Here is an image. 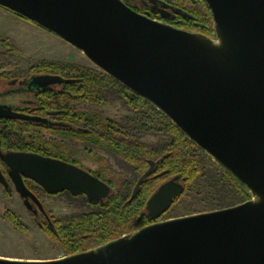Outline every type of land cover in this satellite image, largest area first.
Wrapping results in <instances>:
<instances>
[{
  "label": "water",
  "instance_id": "95a60500",
  "mask_svg": "<svg viewBox=\"0 0 264 264\" xmlns=\"http://www.w3.org/2000/svg\"><path fill=\"white\" fill-rule=\"evenodd\" d=\"M204 1L214 36L151 19L125 0H0L150 101L251 195L145 225L88 250L46 259L0 256V264H264V0ZM0 117L29 118L1 105ZM0 159L25 205L31 210L32 198L50 224L25 177L49 194L68 190L94 202L111 193L107 182L57 158L0 147ZM150 163L130 200L152 173ZM180 178L165 181L148 199L153 218L184 193ZM0 183L11 190L1 168Z\"/></svg>",
  "mask_w": 264,
  "mask_h": 264
},
{
  "label": "trees",
  "instance_id": "16d2710c",
  "mask_svg": "<svg viewBox=\"0 0 264 264\" xmlns=\"http://www.w3.org/2000/svg\"><path fill=\"white\" fill-rule=\"evenodd\" d=\"M198 20L204 25L203 29H198L199 32L212 36L214 21L208 7L207 13L200 15ZM44 62L47 70L57 71L63 78L69 79L65 85L67 94H63L65 104L74 99L96 105L105 104L109 100H120L130 111V114L125 116L123 131L112 129L114 122L112 118H107L106 122L97 114L96 119L102 120V129L95 130L94 142L95 144H127V153L117 152V155L124 162V167L134 172V176L112 172L102 177L112 188L110 195L101 201L92 202L85 194L73 195L68 190L58 192L56 196L66 194L70 203L81 210L59 216L47 212L52 224L43 229L61 248L64 255L94 248L141 228L143 223L139 221L140 211L160 180L151 186L150 190L144 185L133 200H130L131 193L137 176L147 167L145 159L149 156H159L165 151H170L167 160L171 168L170 173L181 175L185 180L186 189L177 201L189 194V191L195 189L197 185L209 187L211 191L209 197L214 200L211 202L217 208L234 205L250 198L248 188L228 170L222 166L210 170L207 166L210 156L146 98L129 91L98 68L64 61ZM60 104L57 103L55 107H60ZM144 134L166 136L168 139L161 143H151L141 139V135ZM10 140L11 133L0 130V142ZM0 147L3 151L26 149L22 144H0ZM137 152L143 154L139 160ZM132 153L135 154L134 161L131 159ZM0 164H2L1 160ZM25 181L32 191L39 195L45 193V190L32 179ZM5 194L9 196L7 191ZM8 217L15 225L27 228L11 209H8Z\"/></svg>",
  "mask_w": 264,
  "mask_h": 264
},
{
  "label": "flooded vegetation",
  "instance_id": "af4514ba",
  "mask_svg": "<svg viewBox=\"0 0 264 264\" xmlns=\"http://www.w3.org/2000/svg\"><path fill=\"white\" fill-rule=\"evenodd\" d=\"M125 1L137 12L174 27L197 32H199L198 29L204 28L203 23L198 20L203 9L207 12L208 6L204 0ZM0 17L7 22L4 28L0 27V105L9 108L15 113L29 117H0V130L11 133V140L0 142V144H22L26 149L16 151L36 152L75 164L96 175L101 180H103L102 177L106 174L108 175L112 172H120L133 177L134 172L127 170L124 167V162L117 155V152L127 153V144H95L94 142L95 130L102 129V120L96 119L97 114L103 117V120L106 122L107 118L111 117L103 113L102 110L81 107L83 104H87L88 106L96 105L88 101L70 100L67 98L71 102L65 104L63 94H67L65 93L67 92L65 85L69 82V79L63 78L57 71L47 70V65L44 62L62 60L46 57L36 58L30 55L27 52L26 43L22 40L21 35H19L20 29L17 31V26L22 27L23 23L35 29L45 28L1 5ZM48 75L58 77L59 80L44 81V77ZM57 103H61L60 107H55ZM125 116H121L120 119L112 118L114 120L112 124L113 130L119 129L123 131L126 122ZM144 135H141L142 140ZM137 154L138 160L142 158V153L137 152ZM151 154L154 153L151 152ZM169 156L170 151H165L159 156L147 157L145 159L147 167L136 178L137 181L151 166L150 161L154 162L153 171L144 180L141 188L145 185L147 190H150L151 186H154L159 180L160 183L149 195L144 207L140 211L139 221L143 223L141 227L160 220L190 214V212L182 214L174 209L175 206L179 205L180 201L177 200L182 194L175 199L169 209L156 218L150 215L146 207L148 199L157 188L176 175L170 173L171 168L167 163ZM134 158L135 154L132 153L131 159L133 161L135 160ZM88 163L94 165L90 166ZM107 166H109L108 170ZM0 168L9 181L11 190L7 191L1 183L0 186L4 194L6 191L9 193V196H6V194L5 196L10 198L16 190L7 172L8 167L3 161L0 164ZM28 179L24 178V180ZM180 179L185 185V180L182 177ZM33 192L42 201L45 211L49 213L50 210L45 206L42 195H39L35 191ZM45 193L48 196L55 197L57 194H49L46 191ZM20 199L32 215L33 220L41 228L50 225L47 215L38 208L37 203L32 198H29L31 210L25 205L24 199L21 196ZM50 215H53L52 212H50Z\"/></svg>",
  "mask_w": 264,
  "mask_h": 264
},
{
  "label": "rangeland",
  "instance_id": "374dc122",
  "mask_svg": "<svg viewBox=\"0 0 264 264\" xmlns=\"http://www.w3.org/2000/svg\"><path fill=\"white\" fill-rule=\"evenodd\" d=\"M206 13L203 9L200 15ZM15 21L18 23L16 19ZM6 23V20L0 17V27L4 28ZM21 26H17V31L20 29L19 35H21L22 40L26 43L27 52L30 55L36 58L46 57L97 68L80 49L60 36L43 28H32L25 23ZM81 107L102 110L103 113L113 119H120L121 116L130 114V111L120 100H109L102 105L88 106L87 104H83ZM167 139L166 136L161 135L147 134L143 136V140L151 143H161ZM207 161V166L210 170L220 168V165L211 157ZM88 164L90 166L94 165L92 163ZM210 194L209 187L197 185L195 189L189 191V194L179 200V205L175 206L174 209L183 214L217 208L212 203L214 200L209 197ZM41 195L45 206L55 216L67 215L81 210L70 203L66 194L56 197L48 196L45 193H41ZM8 209H11L27 228L15 225L8 217ZM63 255L64 253L61 248L33 220L32 215L23 205L19 194L14 191L10 198L6 197L0 186V256L23 259H46L58 258Z\"/></svg>",
  "mask_w": 264,
  "mask_h": 264
}]
</instances>
